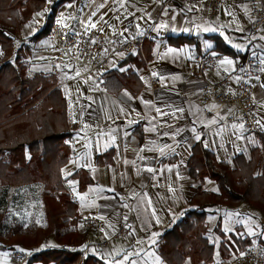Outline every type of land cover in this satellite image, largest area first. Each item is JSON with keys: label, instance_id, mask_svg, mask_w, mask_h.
<instances>
[{"label": "crops", "instance_id": "0c3cea01", "mask_svg": "<svg viewBox=\"0 0 264 264\" xmlns=\"http://www.w3.org/2000/svg\"><path fill=\"white\" fill-rule=\"evenodd\" d=\"M59 1L48 3L38 14L51 13ZM250 13L247 0H225L216 10L211 0H66L55 22L75 30H90L92 24L106 22L124 40L149 32L142 50L81 78L77 71L50 73L55 44L49 34L37 44L29 40L44 21L38 19L35 33L26 30L39 15L14 32L16 44L28 50L32 76L40 74L55 82L54 89L66 96L72 156L61 175L77 208L71 213L79 218L81 235L72 248L83 258L93 256L100 264H169L159 249L162 238L197 208L189 204L198 186L190 175L193 148L201 142L225 163L240 154L251 158L252 148H261L256 136L241 124L227 125L221 118L203 114L199 98L204 82L195 76L200 54L223 56L205 74L206 80L218 82L223 73L242 67L253 51L250 81L264 125V31L251 33ZM214 38H220L232 54L215 49ZM225 60L232 63H221ZM157 81L161 87L153 88ZM237 82L234 77L222 89L233 90ZM78 172L84 173L75 176ZM204 189L216 191V184L206 180ZM11 194L7 199H12ZM33 196L39 199L40 192L33 190L26 198ZM14 209L18 210V203ZM74 216L63 221L70 226L65 232L73 229ZM92 220L96 223L90 225ZM204 238L210 247L207 255L202 259L188 255L181 264H224L252 245L264 244V215L245 205L208 208ZM34 248L32 254L63 246L50 235ZM14 251L0 252V264L13 263ZM179 258L171 259L178 262Z\"/></svg>", "mask_w": 264, "mask_h": 264}, {"label": "trees", "instance_id": "16d2710c", "mask_svg": "<svg viewBox=\"0 0 264 264\" xmlns=\"http://www.w3.org/2000/svg\"><path fill=\"white\" fill-rule=\"evenodd\" d=\"M65 2L60 0L52 6L40 31L29 38L32 44L49 34L58 8ZM48 3L0 0V187H5L0 190V250H28L54 235L64 247L35 253L27 264H100L93 256L83 258L80 251L73 250L72 242H64L67 233L58 232L61 222L69 217L68 212L77 211L61 175L72 156L66 96L54 89L55 82L40 74L32 76L28 50L17 45L12 34L20 32ZM214 40L215 49L232 54L220 38ZM255 136L261 148L254 146L251 158L240 154L231 163L219 162L201 142L193 148L190 175L198 186L189 204L197 208L188 211L164 234L159 249L169 264H181L188 255L201 259L207 255L210 247L204 236L208 208L245 205L264 215V132ZM206 180L216 184V191L204 189ZM32 184L40 186V216H26L20 210L28 202L26 195L34 190L23 186ZM16 203L18 210L14 209ZM74 219L79 220L77 215ZM171 258L179 261L173 262Z\"/></svg>", "mask_w": 264, "mask_h": 264}, {"label": "built area", "instance_id": "2783aa9c", "mask_svg": "<svg viewBox=\"0 0 264 264\" xmlns=\"http://www.w3.org/2000/svg\"><path fill=\"white\" fill-rule=\"evenodd\" d=\"M214 9L225 0H211ZM250 5L251 33L257 35L264 31V0H247ZM55 44V55L49 62L50 73L54 75L77 71V78L98 74L120 56L139 52L149 36V32L139 37L122 39L106 22H101L90 30H75L55 22L49 32ZM93 41H95L93 43ZM264 53V52H263ZM221 54H200L196 57L197 79L204 82L199 104L203 114L209 118H221L227 125L239 123L252 135L263 133L257 103L253 97L250 77L253 73L254 52L247 55L245 63L234 73H223L218 82L206 80L205 74L214 69L222 60ZM238 79L233 90L228 87L233 78ZM159 81L153 88H159ZM259 121V123H257ZM70 196V187L65 188ZM96 223L92 220L91 224ZM34 254L14 251L10 254L12 262L30 261ZM224 264H264V244L256 243L245 251L232 256Z\"/></svg>", "mask_w": 264, "mask_h": 264}, {"label": "rangeland", "instance_id": "374dc122", "mask_svg": "<svg viewBox=\"0 0 264 264\" xmlns=\"http://www.w3.org/2000/svg\"><path fill=\"white\" fill-rule=\"evenodd\" d=\"M49 1V5L50 4H52L53 3V0H48ZM50 13V10H46L44 13H42V15H39L38 17H37V19L35 18L33 21H31L27 26H26V30L27 31H29V32H31V33H35V31H37V28H36V24H37V22H38V19L39 18H41L44 22H45V18H46V16H47V14H49ZM261 32H263V31H261ZM260 32V33H261ZM12 34H13V36L16 38V41H17V39H18V37H17V35H15V33H13L12 32ZM31 37V36H30ZM18 45V44H17ZM256 141V140H255ZM257 143H258V141H256ZM256 143V144H257ZM42 186V185H41ZM39 188H40V186H38V187H36V188H34V190H37L38 192H40L41 190H39ZM66 190V189H65ZM37 191H35V192H37ZM13 195V193L11 194V196ZM26 200H28V199H26ZM41 207H42V202L40 201V199H38V198H35V196H33L32 198H30L29 200H28V202L26 203V204H24V207L22 206L21 207V211H23L24 212V214H26V216H34V215H37V216H40V211H41ZM71 212H73V211H69L68 212V215L70 216V215H73L74 216V214H72ZM252 215V214H251ZM76 216V215H75ZM75 216L73 217V219L71 220V225H72V227H73V229L71 230V232H65L66 230H67V228H70V226H69V223L68 222H66V224L62 221L61 222V229L60 230H58V232L59 233H67V238L64 240V242L66 243V242H68V241H70V242H72L73 243V245L75 244V240H77V238H80V232H78V230H77V222L78 221H76L75 222ZM253 217L255 218V219H257V216H255V215H253ZM68 218V217H67ZM66 219V218H65ZM64 219V220H65ZM68 226V227H67ZM67 227V228H66ZM43 228H45V226H43ZM44 233H45V231H44ZM258 241V240H257ZM62 246L64 247V245L62 244ZM17 251V250H21L20 248H14L13 250H11V248H5L4 250L2 249V250H0V252H2V253H4V254H9L11 251ZM31 250H35V248H34V246L33 247H28V250H26V252H28V253H31ZM37 250H39V249H37ZM36 251V250H35ZM25 252V251H24ZM11 264H27V261H18V262H13V263H11ZM34 264H44L43 262H36V263H34Z\"/></svg>", "mask_w": 264, "mask_h": 264}, {"label": "snow or ice", "instance_id": "6c2138e0", "mask_svg": "<svg viewBox=\"0 0 264 264\" xmlns=\"http://www.w3.org/2000/svg\"><path fill=\"white\" fill-rule=\"evenodd\" d=\"M37 15H39V14H37ZM92 27H96V25L95 24H92L91 25ZM161 27H163V25H161ZM95 41H93V43H94ZM169 51H171V49H169ZM221 63H226V64H231L232 62L230 61V60H225V61H221ZM76 75H80V73L79 72H77L76 73ZM155 75V74H154ZM262 86H264V85H262ZM125 95H128V93L126 92L125 93ZM131 98V97H130ZM215 121H213V123H214ZM257 123H259V121H257ZM241 128H243V125H241L240 126ZM262 127H264V125H262ZM197 139H200V137L199 136H197L196 137ZM149 171H152V169H148ZM71 183V182H70ZM81 199H83V197H81ZM39 222V221H38ZM155 235V234H154ZM84 247H87L86 245L84 246ZM21 251H23V249H21ZM125 259H127V256H125ZM132 264H136V262L135 261H132Z\"/></svg>", "mask_w": 264, "mask_h": 264}]
</instances>
